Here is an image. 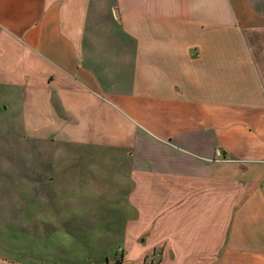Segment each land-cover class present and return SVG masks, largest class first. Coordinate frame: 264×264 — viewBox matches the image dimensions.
Listing matches in <instances>:
<instances>
[{"label":"crops","instance_id":"obj_1","mask_svg":"<svg viewBox=\"0 0 264 264\" xmlns=\"http://www.w3.org/2000/svg\"><path fill=\"white\" fill-rule=\"evenodd\" d=\"M47 204L72 262L264 264V0H0V264Z\"/></svg>","mask_w":264,"mask_h":264},{"label":"rangeland","instance_id":"obj_2","mask_svg":"<svg viewBox=\"0 0 264 264\" xmlns=\"http://www.w3.org/2000/svg\"><path fill=\"white\" fill-rule=\"evenodd\" d=\"M15 172V181L17 183L19 182L20 176H18V173L20 175V171L16 170ZM18 186L19 184H15L14 187ZM44 192L48 190V194L51 193L52 188H44ZM48 201L51 199H54L53 195H47L45 197ZM45 207V206H44ZM46 210L42 212V234H40V237H42V264H88L90 261L89 258H87V253H83L79 251V246L84 247L85 245H88V240H91L90 238L82 237V236H73L74 246L77 249V262H72L69 260H66L65 258L62 259V257H65L67 255H70L69 252L66 251L65 248H68L70 243V236L62 237L61 235L56 237L59 233H82L86 228L89 226H93L97 222H93L91 225L87 224L85 220H70V219H62L57 218L59 214L53 213L54 208L50 207L49 204L45 207ZM75 223V225H74ZM26 224V223H25ZM72 224L75 226V228L79 229H73L71 228ZM0 230L1 235L0 238L4 240L6 237V231L4 229H7L9 231V237L11 238V241H13L14 245L22 244V241L24 240L25 235H29L34 241L36 240V234H38L39 231H36V227L30 228L26 227L24 223L20 220H11V221H4L0 220ZM33 243L35 244V242ZM0 243H4L0 241ZM31 240L29 241V245H34ZM35 246V245H34ZM92 248L96 250L95 254H93L94 257H98L99 254L97 251H101L103 247H100V245H93ZM120 254V248H117V256ZM90 264V262H89Z\"/></svg>","mask_w":264,"mask_h":264}]
</instances>
